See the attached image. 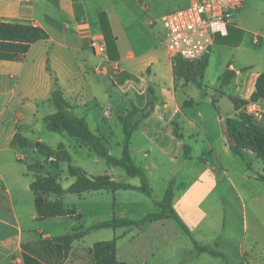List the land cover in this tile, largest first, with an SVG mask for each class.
I'll list each match as a JSON object with an SVG mask.
<instances>
[{
    "label": "crops",
    "instance_id": "1",
    "mask_svg": "<svg viewBox=\"0 0 264 264\" xmlns=\"http://www.w3.org/2000/svg\"><path fill=\"white\" fill-rule=\"evenodd\" d=\"M142 3L134 0V6ZM132 5L128 0H0V23L37 27L47 35L35 43L0 40V264H95L90 248L113 240L116 259L125 264H264V188L237 186L234 178L241 171L228 163L235 158L225 135L226 119L234 115L229 97L249 102L257 92V77L264 74V34L239 28L247 36L217 45L232 49L230 58L239 67L232 61L223 64L219 55H209L206 73L216 74L208 88L221 90L217 97L194 84L176 87L173 60L167 49H159L164 48V34L160 32L153 43L156 21L149 16L143 19ZM103 22L114 48L97 56L90 40L104 39ZM227 70L233 76L221 87L218 79ZM149 85L155 86L157 103L139 124L135 132L141 139L132 142L129 151L133 161L151 160L153 169L157 167L153 155L169 162L183 161L188 172H181L170 201L164 200L166 188L158 200L138 190L89 191L76 196L77 200L72 198L68 205L64 202L68 195L63 197L65 216L40 219L37 195L31 190L37 177L27 165L38 159L36 147L46 144L41 137H36V143L31 137L43 127L48 129L47 120L56 112L50 101L55 87L70 105V113L84 119L89 130L105 141L111 137L114 123L122 127L131 103L140 109L145 106ZM210 97L218 106L225 99L230 103L225 115L214 116L211 134L201 125L205 117L200 110V104L211 105ZM256 104L258 115L253 120L264 128V98ZM15 134L34 148L12 146ZM245 155L261 163L253 173L246 168L244 172L249 173L241 177L257 181L254 173L264 176V160L248 150ZM86 174L141 185L140 177L126 173ZM162 177L153 172L149 186L158 179L166 185ZM74 182L70 176L69 185L62 187ZM174 213L206 252L189 258L193 244L174 220ZM114 220L135 225L115 226ZM74 232L82 234L73 240L64 258L62 244L53 239Z\"/></svg>",
    "mask_w": 264,
    "mask_h": 264
},
{
    "label": "trees",
    "instance_id": "2",
    "mask_svg": "<svg viewBox=\"0 0 264 264\" xmlns=\"http://www.w3.org/2000/svg\"><path fill=\"white\" fill-rule=\"evenodd\" d=\"M101 29L107 48H114V40L107 28V24L103 22L101 24ZM232 32H234V30L233 27L230 26L228 28V35L226 37L219 36L218 43L222 40L225 42L234 40L239 41V33H237L236 36L233 35L235 32ZM46 38V33L37 27L0 23V40L35 43ZM191 63H194L196 66H190V62L174 58V76L176 79H183L184 84H194L206 94L202 80L207 69V58ZM232 76L233 73L231 71H226L218 79L220 86L227 85ZM256 90L257 92L251 96L249 102H256L257 99L264 98V74L257 77ZM50 101L54 104L56 112L48 118L47 124L49 131L67 134L77 143L88 147L97 157L103 159L107 165L120 167L131 177H140L141 185L139 187H134L122 182H114L108 176L88 177L85 171L72 165L71 157L64 145L60 144L54 149L46 144L40 143L36 147V151L38 155L43 158L42 163L49 164L55 169H59L61 164H67L68 175L75 178V182L66 189L54 180H39L36 178V180L31 183V190L37 195L35 205L40 219L54 216H65L67 214L63 205V197L65 195H81L89 191L115 192L118 190H138L150 196L147 178L145 177L143 170L134 164L130 155L129 146L132 133L137 130L141 121L151 115L155 104L157 103L153 86L149 85L147 87L145 106L140 109L132 105L131 110L122 121L124 140L122 142L121 156L119 158L110 155L103 139L89 130L84 119L75 117L70 113V105L63 98L60 89L57 86L51 94ZM229 101L233 106L234 115L226 119L225 135L228 139L234 140V145L230 148L231 152L239 156L245 162L246 168L251 170L250 163L245 160V150L253 153L256 158L264 160V128L254 124L253 117L243 111L249 102L234 97H229ZM211 105L214 107L215 111H218L217 103L214 98L212 99ZM174 134L177 138H181L176 129L174 130ZM245 140H248L247 146L249 148L245 147ZM11 145L19 149L34 148L33 144L20 134H15L12 138ZM40 165L41 162L38 160L34 163L28 164L27 170L31 171ZM254 176L257 181L264 183V176L257 173H254ZM43 196H46V198ZM49 197L54 199H49ZM170 198V191L167 190L164 200L170 201ZM74 213L75 209L73 208L72 214ZM173 216L174 220L181 227L183 232L189 236L193 244V251L190 253L189 258L193 259L199 253L206 252L207 250L205 248L199 246L193 240L190 231L185 227L179 217L175 213ZM133 224L135 225V223L131 221L114 220L115 226H130ZM81 234L82 233L74 232L73 234L53 239L54 242L62 244L64 258L68 256L73 240L78 238ZM90 253L95 259V264H125L116 259L115 240L94 244L92 248H90ZM214 256L223 259L219 254H215Z\"/></svg>",
    "mask_w": 264,
    "mask_h": 264
},
{
    "label": "rangeland",
    "instance_id": "3",
    "mask_svg": "<svg viewBox=\"0 0 264 264\" xmlns=\"http://www.w3.org/2000/svg\"><path fill=\"white\" fill-rule=\"evenodd\" d=\"M128 1L132 2L133 5L131 8L134 9L133 11H139L143 19H146L149 16L153 18V23L154 21H156V23L153 25V43H156L157 42L156 38L159 35V33L161 32L164 34L162 23L160 21L161 17L172 11L181 10V9L186 8L189 5L191 0H143V3L140 6H134V0H128ZM192 1H196V0H192ZM146 12H148V14H145ZM230 25L231 27H233L234 32L239 33V36L241 38L244 36H247V33L245 32L246 33L245 34L244 32L239 31L238 30L239 28H242L244 31H248L251 34H254V33H257L260 35L264 34V0H245L243 7L239 11L233 14ZM249 37L251 38V35ZM249 37L247 38V41H250ZM214 39H215L214 40L215 42L212 47L210 56L214 53L216 57L219 55L223 58L222 59L223 64L229 63L232 61L231 64H234L235 67H239L240 65L239 62L236 60H232L230 58L231 52L233 50L230 48L225 49V48L217 46L219 44L218 43L219 35H216ZM162 46L164 48H159L160 52H163L164 51L163 49H166L163 42H162ZM189 65L194 66V67L196 66L194 63H190ZM215 74H216V71H212L210 73L205 72L204 78L202 80V84L205 87L204 89L207 90L208 95L216 94L218 97V95H222L220 92L221 90L215 89L216 90L215 91V90H210L208 88L210 86V81L215 76ZM175 82H176V87H182L184 84L183 79L175 78ZM219 85H220V82H219ZM154 87L155 86H153V88ZM210 98L213 99V97H210ZM229 104L230 103H228L226 99L219 106L217 104V107L220 108V109L218 108V111H215L214 107L210 104L209 105L200 104V110L202 111L205 117V121L201 123V125L209 130V134H211V130H212L211 124L214 123V116L216 114L218 116L225 115V109L227 106H229ZM132 105L136 106L135 104L131 103V106ZM243 111H245V109H243ZM126 115L123 118H125ZM47 123H48V120H47ZM114 125L116 127H112L111 137L105 140L104 144L106 148L108 149L111 156L115 158H119L121 156L122 142L124 140L123 122H122V127H120V124L118 123L117 124L114 123ZM90 129L94 131L92 126H90ZM135 131L132 133L130 144H132V142L134 141L141 139V137ZM184 131L186 132V129ZM185 132L182 134H183L184 141L187 142L185 140L186 139ZM36 137H41L43 142L46 143V145L53 147L54 149L56 146L60 144L64 145L67 152L69 153L71 157L72 165H74L75 167L81 168L83 171H85V173L86 172H93V173L120 172L122 174L126 173L125 170L120 167H113V166L107 165L103 159L97 157L88 147H85L75 142L74 139L68 137L66 134L52 133L46 127H43L41 130H39V132L36 134L35 137H31V141L36 143L35 141ZM228 140L230 141V139ZM247 143H248V140H245L244 142L245 147H248ZM134 148L135 147L133 146V149ZM150 156L152 155L150 154ZM37 158L38 159L36 160H32V163L39 160V162H41V165L31 170V172L35 173L37 179L52 180V181L54 180L64 187L69 185L68 183L70 180V176L67 173V164H61L59 169H55L51 167L49 164L42 163L43 162L42 157L38 156ZM232 158H235V159L228 160V163L230 164V166L235 170L241 171V172H236V173H239L240 176L234 178L237 181L238 187H240V185H245V186L250 187L249 185L252 184V188H254L255 186L260 189L264 188V183L262 182L248 180L247 178L242 179L241 176L243 175V173H247V174L249 173V172H244L246 171V164L239 156L235 155L234 153L232 155ZM245 158H246L245 160L250 163L251 171H252L251 173L254 172L253 171L254 169L260 167L259 165L261 162L259 160L247 157V155H245ZM150 161L151 160H146L145 162L141 158H137V160L134 161V164L143 170L145 177L147 178L148 184L150 183L149 175L153 174V172H160V174L164 176L162 177V179L164 181H167V183L165 185L164 183H162L161 179H158L157 180L158 182L154 186L150 185L149 186V189H150L149 197H151L152 199H156V200L160 199V196L162 195L161 192L163 191V189L166 188V190H168L169 186H170L169 191L171 195L172 194L171 190L175 188L174 187L176 184L175 182H178L180 180L181 172H188L186 165H183L182 160L175 161V162L174 161L169 162L167 158L159 154L157 156L153 155V163L157 166L155 169L149 166ZM259 172H261V170H259ZM150 184H153V182ZM81 195H74V194L68 195L67 197H64L65 198L64 202L66 205H68L71 203L72 198L76 199V196L80 197ZM165 202L167 203L169 202V200H166ZM226 215H227V212H226ZM209 245H211V243ZM227 250H233V249L228 248ZM212 251H214V249H212Z\"/></svg>",
    "mask_w": 264,
    "mask_h": 264
},
{
    "label": "built area",
    "instance_id": "4",
    "mask_svg": "<svg viewBox=\"0 0 264 264\" xmlns=\"http://www.w3.org/2000/svg\"><path fill=\"white\" fill-rule=\"evenodd\" d=\"M245 0H196L181 10L161 17L164 44L171 56L186 62L208 58L214 45V37H226L233 14L239 11ZM92 52L106 54L107 46L102 38L90 40ZM256 102H249L245 112L257 116Z\"/></svg>",
    "mask_w": 264,
    "mask_h": 264
},
{
    "label": "water",
    "instance_id": "5",
    "mask_svg": "<svg viewBox=\"0 0 264 264\" xmlns=\"http://www.w3.org/2000/svg\"><path fill=\"white\" fill-rule=\"evenodd\" d=\"M228 145L231 148L234 145V140H230V141L228 140Z\"/></svg>",
    "mask_w": 264,
    "mask_h": 264
}]
</instances>
